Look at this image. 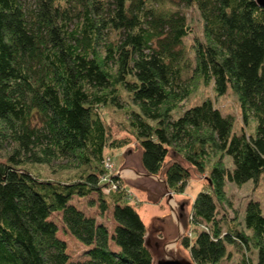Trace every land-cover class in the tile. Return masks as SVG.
Instances as JSON below:
<instances>
[{
  "label": "trees",
  "instance_id": "obj_1",
  "mask_svg": "<svg viewBox=\"0 0 264 264\" xmlns=\"http://www.w3.org/2000/svg\"><path fill=\"white\" fill-rule=\"evenodd\" d=\"M179 5L195 6L202 21L189 46L194 29ZM200 81L213 82L217 95L237 94L240 131L210 98L174 117ZM123 91L135 108L126 109L130 136L118 138L100 108L124 107ZM131 135L149 174L160 173L171 149L164 170L171 191L182 193L190 179L176 156L206 172L188 215L194 236L181 238L195 264H264V205L249 199L241 220L225 228L221 213L232 204L228 181L256 184L264 175V7L256 0H0V264H152L153 243L121 178L112 176L116 187L101 181L105 149L129 144ZM60 159L76 161L79 174L42 178L28 167ZM75 196L98 212L87 213ZM108 210L111 229L102 220ZM54 212L84 246L79 259L58 235Z\"/></svg>",
  "mask_w": 264,
  "mask_h": 264
},
{
  "label": "rangeland",
  "instance_id": "obj_2",
  "mask_svg": "<svg viewBox=\"0 0 264 264\" xmlns=\"http://www.w3.org/2000/svg\"><path fill=\"white\" fill-rule=\"evenodd\" d=\"M182 7L181 10H183L188 18V23L192 25L194 32L190 33V35L187 36L185 39L186 45H190L192 41V37L194 34H200L201 33V18L199 16L198 10L195 6H189L185 7L184 5H179ZM190 48V47H189ZM190 57L193 61V51L189 50ZM191 72L186 71L185 75L188 76ZM212 99L213 103L221 109V111L224 114H230L233 117V125H234V131H240L241 126L244 124L240 118L239 114V104L237 99V94L229 88L228 91L222 95H217L213 82L209 84H205L202 81H200L196 88L192 91V93L189 95L188 98H186L184 101L180 103V106L176 107L173 110L174 117H177L181 114L183 109L186 107H189L191 105L197 104L202 102L205 99ZM121 101L124 104V107L119 108L115 106H102L100 108L102 115L107 122L109 129L111 131V135L113 137H127L130 136L129 131L126 129L127 122H128V113L126 112V109L128 107H134L132 103L130 102V98H128L125 91H123V97ZM246 128L248 131H252L254 129V121L250 120L249 124L246 125ZM131 142L127 145H123L121 147H107L105 149V165L106 166V174L102 175L101 181L102 184L108 183L111 187L110 180L112 179V175H115L118 167L123 162V157L126 156L127 162L124 164L127 166H132L134 169L138 170V159H139V152L141 153L142 148L139 149V143L137 142L136 138L131 135ZM181 163L186 166L190 170V179L188 181L187 187L185 191L182 193H178L175 191H171L170 189H165L163 185V181L160 179L159 176H164L162 173L159 175H156L158 177L157 179L154 177H141L137 171H132L131 176L130 174H127L123 176L127 180L131 181L134 180L135 177H137L136 180L138 182H141L143 184V187L151 190V199H156V197L162 196L164 197L163 202L160 205H155L151 203H145V200H138V197L135 195L136 200L134 199V195L131 191H128V195L131 197L129 199L130 203H132L134 206L135 204L140 207L141 214L144 218V220L149 223L150 213L156 214V211L158 210H169L170 213L167 217L164 218V224H166V231L164 234L166 235V238L161 239V237L158 239L155 237L154 239L159 242L158 245L152 244L151 250L153 253V262L156 261L159 257H162L166 254L173 255L175 257H186L191 258L188 249L183 247L181 244V238L185 234H191L190 236H194V231L191 230L194 228L192 227V224L189 221V203L191 202L192 196L195 191H197L195 183L196 181L202 182V187L206 183V172H200L195 167L190 165L187 161H185L183 158H181L179 155L176 156ZM109 158V160L106 162V160ZM172 151L170 149L168 156L166 157V162H171L173 160ZM224 161L228 166H232L231 158L230 156H225ZM168 163V164H169ZM67 164V165H66ZM31 172H33L36 175L41 176L42 178H51V179H62V180H69V178H75L79 172L81 171V167L77 166L76 161H68L66 159H60L54 162V165L48 166L44 164H34V165H28ZM123 170V169H122ZM208 170V167H206V171ZM142 176V175H140ZM140 180V181H139ZM134 182V181H133ZM136 182V181H135ZM135 184V183H134ZM121 185H124V182H121ZM107 185H103L102 189ZM126 187V186H125ZM200 187V189L202 188ZM167 188V187H166ZM227 195L231 199V207L226 206L225 210H221V213H226V219L223 222L224 228L227 226V223H229L230 220H232L235 216L236 221H240L242 218V214L245 210V205L249 199H256L259 200L262 205H264V175H262L259 179V181L255 184V182L251 179L248 180L242 184H236L234 182L228 181L225 185ZM109 189V188H108ZM199 189V190H200ZM154 191V193H153ZM158 193V194H157ZM156 194L158 196H156ZM73 202L76 203L78 206L83 207L87 213L93 214L94 212H97V208L87 206L88 198L87 197H79L75 196L73 198ZM184 204V207L181 208L179 205ZM163 206V207H162ZM171 207V208H170ZM181 208V209H180ZM189 208V209H188ZM180 210H184V215L186 216L185 221L182 217V219L179 217L178 212ZM140 214V215H141ZM51 218L56 221L59 227L58 235L65 239L68 244V251L71 254L72 259H79L82 256V253L84 251V246L80 241H78L73 235L70 233H67L63 227V222L61 221V214L58 212H54L51 215ZM102 220L108 224L110 229L113 227V220L111 217V210H108L107 214L102 217ZM154 220V219H153ZM152 220V221H153ZM154 220V224H155ZM159 222V221H157ZM186 222H188L187 225ZM241 226V225H240ZM179 237V240L176 242L175 239ZM233 247H230V249ZM238 253V252H237ZM235 257H237V254H235ZM226 263V262H225Z\"/></svg>",
  "mask_w": 264,
  "mask_h": 264
},
{
  "label": "crops",
  "instance_id": "obj_3",
  "mask_svg": "<svg viewBox=\"0 0 264 264\" xmlns=\"http://www.w3.org/2000/svg\"><path fill=\"white\" fill-rule=\"evenodd\" d=\"M141 148V146L139 145V149ZM141 153H142V151H141ZM141 153L139 152V159H138V170L136 169H134V167H132V166H125L124 164L127 162V158H126V156H124L123 157V162H122V164L118 167V170H121V169H123V172H124V176L125 175H127V174H130L131 175V173H132V171H137L140 175H142V176H138L139 178H141V177H146V176H149V177H154L155 178V175H160L161 173L164 175V170H165V168H166V166L168 165V163L169 162H166L167 160H165V163H164V166L162 167V170L160 171V173H158V174H154V175H151V174H149V173H147V171L145 170V168H144V166L142 165V162H141ZM131 176H133V175H131ZM162 176V175H161ZM164 177V176H163ZM122 178H123V175H122ZM121 178V180H122V182H124V185L126 186V188L128 189V191H131L132 193H133V195H134V197H135V195L138 197V200L140 199V200H145V203H151V204H155V205H160L161 206V203L163 202V200H164V197H162V196H159V197H156V199H151V190H149V189H147V188H145V186L143 187V184L141 183V182H138V180H136L137 179V177H135L134 178V180H132V182L131 181H129V180H127L126 178H124V180ZM142 179V178H141ZM158 180V179H157ZM134 181V182H133ZM136 181V182H135ZM140 181V180H139ZM135 183V184H134ZM163 183V185H164V187H165V184H164V182H162ZM195 186H196V190L197 191H195L194 192V194H193V196H192V199H191V202L189 203V208L191 207V204H192V202H193V199H194V197H195V195H196V193L199 191V189H200V187H202V182H200V181H196V183H195ZM165 189H167L166 187H165ZM153 193H154V191H153ZM158 194V193H157ZM156 194V196H158ZM135 200H136V197L134 198ZM131 201V200H130ZM181 208H183L184 207V204H181V205H179ZM95 208H96V206H94ZM135 207L137 208V210L139 211V213L141 214V211H140V207L139 206H137L136 204H135ZM163 207V206H162ZM171 208V207H170ZM180 208V209H181ZM188 208V209H189ZM97 212H98V210H97ZM95 213V212H94ZM170 213H172V212H169V210H166V209H164V210H157L156 211V214H154V213H150V218H149V223H147L145 220H144V218H143V216H142V214H141V217H142V219H143V221H144V223H145V225H146V236H147V240H148V242H150V244H154V245H157V243H158V241L157 240H155L154 238L155 237H157L158 239L161 237L162 239L163 238H166V235L164 234V232L166 231V224L165 225H163L164 224V218L165 217H167ZM178 214L185 220L186 218V216L184 215V210H180L179 212H178ZM180 217V218H181ZM181 218V219H182ZM156 221L155 222V224H154V220ZM153 220V221H152ZM157 221H159V222H157ZM185 221H187V220H185ZM188 224V222H186V224H184V225H187Z\"/></svg>",
  "mask_w": 264,
  "mask_h": 264
},
{
  "label": "water",
  "instance_id": "obj_4",
  "mask_svg": "<svg viewBox=\"0 0 264 264\" xmlns=\"http://www.w3.org/2000/svg\"><path fill=\"white\" fill-rule=\"evenodd\" d=\"M256 1H257V3L260 6L264 7V0H256ZM122 175L124 176V172H123L122 169L115 174V176H121V177H122ZM151 175H154V174H151ZM159 177L165 183L164 177L163 176H159ZM155 178L157 179L158 177H156V175H155ZM167 189H168V187H167ZM179 217H181V216L179 215ZM178 240H179V237H177L175 239L176 242ZM147 244L150 245V242H148V240H147ZM158 244H159V242L157 243V245ZM152 264H195V263H194V261L191 258L175 257L173 255L166 254V255H164V256L159 257L158 259H156V261L153 262Z\"/></svg>",
  "mask_w": 264,
  "mask_h": 264
},
{
  "label": "built area",
  "instance_id": "obj_5",
  "mask_svg": "<svg viewBox=\"0 0 264 264\" xmlns=\"http://www.w3.org/2000/svg\"><path fill=\"white\" fill-rule=\"evenodd\" d=\"M109 160V158L106 160V162ZM105 164H107V163H105ZM107 166V165H106ZM110 182H111V187H116V184L112 181V179L110 180ZM109 188V189H108ZM104 192L105 193H107V192H109L110 191V187L109 186H105L104 187Z\"/></svg>",
  "mask_w": 264,
  "mask_h": 264
},
{
  "label": "flooded vegetation",
  "instance_id": "obj_6",
  "mask_svg": "<svg viewBox=\"0 0 264 264\" xmlns=\"http://www.w3.org/2000/svg\"><path fill=\"white\" fill-rule=\"evenodd\" d=\"M162 239V238H161Z\"/></svg>",
  "mask_w": 264,
  "mask_h": 264
}]
</instances>
